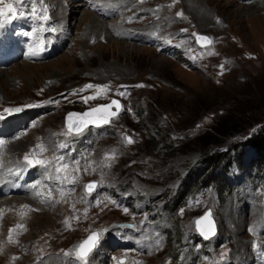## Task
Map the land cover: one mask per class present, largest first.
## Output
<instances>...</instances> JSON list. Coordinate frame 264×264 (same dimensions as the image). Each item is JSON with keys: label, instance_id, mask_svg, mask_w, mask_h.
Masks as SVG:
<instances>
[{"label": "rangeland", "instance_id": "374dc122", "mask_svg": "<svg viewBox=\"0 0 264 264\" xmlns=\"http://www.w3.org/2000/svg\"><path fill=\"white\" fill-rule=\"evenodd\" d=\"M57 1L66 9L65 32L39 18L45 10L56 15ZM95 1L98 7L93 0L19 6L30 39L44 44L48 36L55 48L0 66V124L8 123L12 137L0 132V143L10 140L0 145L3 166L43 172L36 205L0 195V264H81L74 251L81 240L99 233L97 254L106 240L123 243L116 235L123 228L134 236L149 232V246L112 241L93 264H228L240 255L248 256L245 264H264V152L247 141L264 124V0H204L201 21L184 0H123L124 8ZM105 6L115 12L97 13ZM94 18L122 27L119 38L93 35L89 45L84 37ZM145 29L147 37L124 35ZM194 33L210 43L198 45ZM112 101L120 110L109 123L67 132L69 113ZM219 123L236 132L214 133ZM25 154L47 166L28 165ZM89 183L97 185L91 194ZM66 189L70 194L61 195ZM208 213L215 234L205 239L195 222Z\"/></svg>", "mask_w": 264, "mask_h": 264}, {"label": "bare ground", "instance_id": "6f19581e", "mask_svg": "<svg viewBox=\"0 0 264 264\" xmlns=\"http://www.w3.org/2000/svg\"><path fill=\"white\" fill-rule=\"evenodd\" d=\"M94 2L90 5L91 7L92 6H96V7H98V5L99 4H97L98 2L97 1H95V0H93ZM104 0H99V2H101V7L103 6V4H104V2H103ZM184 1H186L187 2V4H184L185 5V7L187 8V12L188 13H193L194 14V18L195 17H197V20L196 21H199L200 19H206V13L207 12H205L204 11V6H202L201 4L203 3V1L204 0H184ZM68 2V1H67ZM202 2V3H201ZM113 3H115V4H112V6L114 7V8H116L117 6H122V8H124V7H127L128 6V4H126L125 2H123V0H117V2H113ZM184 3V2H183ZM52 4H55L57 7H56V15H54V16H51V17H49L50 18V21H51V23L54 21V23L55 24H59L60 25V27H65V28H67L66 30H64V28H63V30H64V32L65 31H67L68 30V26L66 27V26H64L63 25V19L66 17V15H65V10L66 9H64V5L62 4V3H60L59 1H57L56 3H52ZM51 4V5H52ZM73 3H71V2H69L68 3V5L69 6H71ZM77 5V4H76ZM79 5H81V6H89V4L87 5L86 3L85 4H79ZM110 5V4H109ZM72 6H74V5H72ZM107 6V5H106ZM105 6V8H103V9H101V10H99V11H97V13H99V14H101V15H103V13L104 14H106V13H108V14H111L112 12H115L113 9H109L108 7H106ZM68 12V11H67ZM74 11H72V10H69V13H73ZM187 13V14H188ZM55 14V13H54ZM98 14V15H99ZM85 15H87V14H85ZM84 15V16H85ZM196 15V16H195ZM95 16V15H94ZM73 18V17H72ZM71 18V19H72ZM126 18H129V17H126ZM57 19V20H56ZM101 19V18H100ZM196 19V18H195ZM59 20V21H58ZM124 20H125V18H122V20H121V22H120V24L121 23H123L124 22ZM103 21V20H102ZM201 21V20H200ZM73 24V23H72ZM119 24V25H120ZM59 25H57V26H59ZM89 25H91L90 27H89V29L93 32H91L92 34L91 35H89V37H88V39L86 38V37H84L85 38V40L86 41H88V44L90 45L91 44V36H93V35H96V36H101V37H99L98 38V40L97 41H101V38H102V36L103 35H107L108 37H112L113 38V34H114V36H116L117 38H119V36H118V33H119V31L122 29V27L121 28H118L117 26L116 27H111V28H109V26H108V24H106L105 22H101L100 20H97L96 18H94V19H92V21H90V23H89ZM118 25V26H119ZM27 26V25H26ZM88 29V30H89ZM113 29V30H112ZM63 30L61 31V32H59L58 34H57V37L56 38H58V40H56V41H54L55 42V44L56 43H58L59 41H61L62 40V35L64 34V32H63ZM149 31L150 30H148V29H145V31H142L141 33H136V30H131V32H128V31H126V32H124V35L125 36H129V35H134L133 36V38H135V39H137V38H139V37H141V36H146L147 37V35L149 34ZM152 32V31H151ZM138 34V35H137ZM64 36H65V34H64ZM86 36V35H85ZM64 38V37H63ZM115 39V38H114ZM134 39V41H136ZM93 40V39H92ZM125 40V39H124ZM51 40H47L46 41V44L47 45H50L51 44V42H50ZM50 42V43H49ZM117 43H119V42H117ZM120 43H122V42H120ZM122 44H124V43H122ZM55 47V46H54ZM129 50H131V49H136V47H131V45H129V46H126ZM32 67V66H31ZM111 67V66H110ZM24 69H26L27 70V68H24ZM107 69V68H106ZM33 71V70H32ZM115 72V71H114ZM112 74V73H111ZM110 74V75H111ZM129 75V74H128ZM124 76V75H123ZM53 78V77H52ZM14 125V124H13ZM100 125H96V126H93V127H99ZM87 128L85 127V128H83V131L84 130H86ZM82 131V132H83ZM0 132H3L4 134L6 133V135L7 136H9L10 137V140H11V136H10V128H9V125H8V123L7 124H5V123H1L0 124ZM0 136H3V135H1L0 134ZM5 136V135H4ZM17 138V137H16ZM10 140H8V138L4 141V143H0V145H5V144H7V141H8V143H9V141ZM16 141V140H15ZM11 142H12V140H11ZM19 144V142L18 141H16L15 143L13 142V144L11 143V146L5 151V152H7L8 151V153H10L9 155H15V153H16V151L15 150H17L18 148H17V145ZM2 148H0V150H1ZM5 156V154H3V152H2V150L0 151V167L2 168V171H1V169H0V195H9L8 197H5L3 200L4 201H7V202H11V203H15V202H23L24 204H23V206L25 205V203H27V204H29V206L31 205V204H34V205H36V202H35V198H36V196H37V191H38V189L41 187V185L43 184L42 183V181H43V178H42V171H40V170H31V168L30 169H28V170H26L24 173H23V175H22V177L21 178H19V174L21 173V171H22V168L20 169V172H18V165L17 166H12V164H10V165H7V167H4L3 166V163H2V161L4 160V157ZM14 159V158H13ZM17 168V169H16ZM68 170V169H67ZM13 171H15V172H13ZM18 172V173H17ZM16 174H18V175H16ZM45 175V174H44ZM30 182H32V187H26V184H30ZM13 184H15V185H18V188L17 189H12L13 188ZM3 188V190H1ZM70 191H71V189H66L64 192H63V194L61 193V195H67V194H70ZM19 193V195H20V193H22L23 195L22 196H16V194H18ZM15 195V196H14ZM3 197V196H2ZM14 197H18V198H20V200H17V199H14ZM1 198V197H0ZM127 199V198H126ZM65 201H67V200H65ZM0 206H1V208H3L4 207V202L2 201V202H0ZM6 209H7V207H6ZM228 211V210H227ZM226 211V212H227ZM40 219H43V218H40ZM48 222V221H47ZM146 228V227H145ZM146 230V229H145ZM148 230V229H147ZM113 231V230H112ZM111 232V231H110ZM134 233V232H133ZM138 234V236H134L127 228H123V229H121V233H119V234H116L117 235V237H118V239L119 240H121V241H123V243H120V242H118V241H116V240H113V239H111L110 241L109 240H106L103 244V247H102V249L101 248H99L100 250H98V252H96L97 254H94L95 252H93V253H91V255L89 256V258L87 259V260H89V262H90V264L92 263H97L96 261V259H99L100 261H102L103 259H105V257H106V255L104 254V250L105 249H107L108 248V244L109 243H111L112 241H113V243L111 244V245H132V243H135V245H136V248L138 247V249H141L142 247H144L145 245V247H148L149 246V244H150V241H149V237H148V235H149V232H147V231H144V230H139V233H137ZM150 236H151V234H150ZM211 237V236H210ZM152 242V241H151ZM152 245V244H151ZM134 247V246H133ZM144 247V248H145ZM110 248H111V246H110ZM97 251V250H96ZM238 251H240V249L238 250ZM241 257H234V256H232V258L234 257L235 259H232L233 260V262H235V263H233V262H229L228 264H239L240 262H242L243 264H245L247 261H248V256L246 255L245 257H244V255H240ZM98 260V261H99ZM40 264H43V263H40ZM44 264H57V262H56V260L55 259H51V260H47ZM67 264H70V262H68Z\"/></svg>", "mask_w": 264, "mask_h": 264}, {"label": "snow or ice", "instance_id": "6c2138e0", "mask_svg": "<svg viewBox=\"0 0 264 264\" xmlns=\"http://www.w3.org/2000/svg\"><path fill=\"white\" fill-rule=\"evenodd\" d=\"M23 0H9V2L6 3V0H0V5H3V7H0V28H3L6 23H10L12 20L17 18L18 16H24L25 13L23 11L19 10V6L22 5ZM33 12H35V9H32ZM177 15H182V13H178ZM43 21H47L49 19L47 12L45 10V14L42 17H39ZM196 37L197 43L206 42L210 43V38L206 36H201L198 34H193ZM203 46V45H202ZM86 88H93V87H105V86H93V85H86ZM95 97H90V99H93ZM113 106H115V109L117 110L115 113H111V115H117L120 110V104L118 101H112L111 104L104 106L103 108H93L91 109V112L83 113L82 115L87 117L91 115L92 113H97L103 111L110 110ZM7 113H15L21 111L20 108H6L4 109ZM78 114L75 113H69L66 117V123L65 127L67 129L68 133L76 132L77 134L82 133L83 128L78 126L77 124L72 122V118L74 116H77ZM0 118H3L0 116ZM109 123L110 120L107 118H102V120H94L92 123H96L97 125L100 123ZM87 125L85 124V127ZM128 143H132L131 139L128 140ZM41 148V151H43L42 146H38ZM31 154H25L24 160L28 165H34L39 164L42 166H47V162L42 160H36L33 161L30 159ZM62 167H66L62 165ZM61 171V168H57V172L59 173ZM97 187L94 183H89L85 185L86 191L91 194L93 190ZM206 222V224H205ZM197 229L200 231V234L204 236L205 239H208L210 235L215 234V225L210 219V213L206 214L203 218L198 219L196 222ZM204 225V227H202ZM11 231L9 230V239H11ZM99 233H93L91 234L86 240H84L80 245L76 247L75 251V258L81 262V264H87V258L89 254L94 250V248L99 243ZM67 255V253H66Z\"/></svg>", "mask_w": 264, "mask_h": 264}, {"label": "water", "instance_id": "95a60500", "mask_svg": "<svg viewBox=\"0 0 264 264\" xmlns=\"http://www.w3.org/2000/svg\"><path fill=\"white\" fill-rule=\"evenodd\" d=\"M195 41H196V37H195ZM196 43H197V41H196ZM198 45H200V46H204V45H206V44H208V43H206V42H201V43H197ZM109 104H111V103H107V104H104V105H97V106H95L94 108H103L104 106H106V105H109ZM115 107V106H114ZM93 109V108H92ZM117 110L115 109V110H108V111H101V112H97V113H92L91 115H89V116H87V117H85V116H83L82 114H78L77 116H80L81 117V120L79 121V122H77V123H75V121L72 119V122H74L75 124H77L78 126H80V127H82V128H85V124L87 125V126H96L97 124L96 123H92V121H94V120H102V118H107V119H109L111 116H113V115H111V113H115ZM87 112H91V109L90 110H86V111H84V113H87ZM75 114H77V113H75ZM77 121V120H76ZM65 123H66V120H65ZM102 124H105V123H103V122H100L98 125H102ZM86 126V127H87ZM206 214H204V215H202L201 217H199L198 219H201V218H203L204 216H205ZM197 219V220H198ZM205 224H206V222H205ZM204 225H202V227H203ZM200 232V231H199ZM93 233H95V232H92V233H90V234H88L83 240H81V242H79L77 245H76V247L78 246V245H80L84 240H86L91 234H93Z\"/></svg>", "mask_w": 264, "mask_h": 264}, {"label": "trees", "instance_id": "16d2710c", "mask_svg": "<svg viewBox=\"0 0 264 264\" xmlns=\"http://www.w3.org/2000/svg\"><path fill=\"white\" fill-rule=\"evenodd\" d=\"M225 124L219 123L217 127L213 128V132L218 135H225L228 137L231 136L233 132H236V130H226ZM247 141L255 151L264 152V124L262 125V128Z\"/></svg>", "mask_w": 264, "mask_h": 264}]
</instances>
